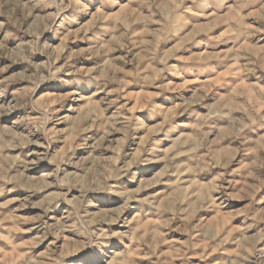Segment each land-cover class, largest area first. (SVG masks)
I'll return each mask as SVG.
<instances>
[{"label":"rangeland","instance_id":"374dc122","mask_svg":"<svg viewBox=\"0 0 264 264\" xmlns=\"http://www.w3.org/2000/svg\"><path fill=\"white\" fill-rule=\"evenodd\" d=\"M0 264H264V0H0Z\"/></svg>","mask_w":264,"mask_h":264}]
</instances>
